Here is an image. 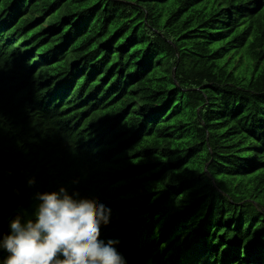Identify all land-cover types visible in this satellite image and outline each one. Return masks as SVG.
Masks as SVG:
<instances>
[{
  "label": "trees",
  "instance_id": "16d2710c",
  "mask_svg": "<svg viewBox=\"0 0 264 264\" xmlns=\"http://www.w3.org/2000/svg\"><path fill=\"white\" fill-rule=\"evenodd\" d=\"M61 189L126 264H264V0H0V240Z\"/></svg>",
  "mask_w": 264,
  "mask_h": 264
},
{
  "label": "clouds",
  "instance_id": "9594fccd",
  "mask_svg": "<svg viewBox=\"0 0 264 264\" xmlns=\"http://www.w3.org/2000/svg\"><path fill=\"white\" fill-rule=\"evenodd\" d=\"M35 221L10 223L0 240L9 255L3 264H126L112 240L101 239L110 210L92 200H75L64 189L44 193Z\"/></svg>",
  "mask_w": 264,
  "mask_h": 264
}]
</instances>
